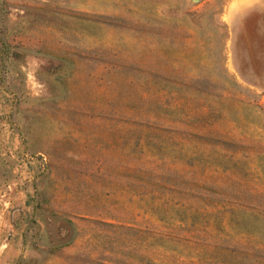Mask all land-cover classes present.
<instances>
[{"label": "rangeland", "instance_id": "obj_1", "mask_svg": "<svg viewBox=\"0 0 264 264\" xmlns=\"http://www.w3.org/2000/svg\"><path fill=\"white\" fill-rule=\"evenodd\" d=\"M0 0V264H264V0Z\"/></svg>", "mask_w": 264, "mask_h": 264}, {"label": "crops", "instance_id": "obj_2", "mask_svg": "<svg viewBox=\"0 0 264 264\" xmlns=\"http://www.w3.org/2000/svg\"><path fill=\"white\" fill-rule=\"evenodd\" d=\"M235 4H238L242 7L244 12H254L258 9L262 8L263 0H230L228 5L226 6V10L231 9V7Z\"/></svg>", "mask_w": 264, "mask_h": 264}]
</instances>
